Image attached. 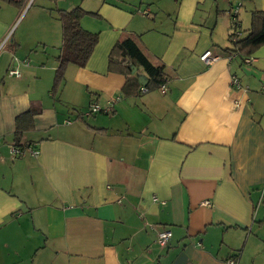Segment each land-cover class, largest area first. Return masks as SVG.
<instances>
[{
	"label": "crops",
	"instance_id": "crops-1",
	"mask_svg": "<svg viewBox=\"0 0 264 264\" xmlns=\"http://www.w3.org/2000/svg\"><path fill=\"white\" fill-rule=\"evenodd\" d=\"M28 1L0 0V44L11 36L0 48V264H257L264 45L248 62H229L227 48L231 6L242 2L243 37L264 0H172L160 26L152 7L144 15L133 1L81 0L76 6L95 14L80 26L98 42L84 67L67 66L54 97L55 11L74 6L44 0L30 14L32 0L12 32ZM124 33L165 64L164 90L121 93L125 78L107 62ZM208 49L212 65L199 60ZM93 103L101 110L89 113ZM32 105L41 111L20 144L39 152L12 156L15 117ZM163 229L171 231L166 247L155 240Z\"/></svg>",
	"mask_w": 264,
	"mask_h": 264
},
{
	"label": "trees",
	"instance_id": "trees-1",
	"mask_svg": "<svg viewBox=\"0 0 264 264\" xmlns=\"http://www.w3.org/2000/svg\"><path fill=\"white\" fill-rule=\"evenodd\" d=\"M6 1L16 4L17 7H19L22 2V0ZM232 6L229 11L230 19ZM55 12L56 18L61 24L62 42L58 51L59 54L55 57L57 64L52 78V85L49 90L53 97L56 96L62 85L67 66L69 64H74L79 67H84V64L89 60L98 42V33L90 32L80 26L82 17L95 13L85 11L80 6H74L67 10L56 9ZM238 19L239 17H237L236 23H240ZM249 19L250 24L249 28L245 31L247 32L245 36H241V32L243 31L240 24L239 34L234 40L232 39V21L231 32H229V41L231 45L227 50L231 53H236L243 59L244 57L247 58V56L258 48L259 45H264V11H251ZM109 51L107 62L108 70L124 76L125 81L120 88L124 96L139 94L141 92V87L145 88V90L158 88L170 79L165 69V64L159 61V59L158 61L151 60L145 53L138 35L129 33L122 34ZM139 77L146 80V85H142ZM40 111L41 108L39 105H32L29 110L15 117L13 147L20 150H24L28 147L26 144H20L22 135L25 130H28L32 126L33 116L39 114Z\"/></svg>",
	"mask_w": 264,
	"mask_h": 264
},
{
	"label": "built area",
	"instance_id": "built-area-1",
	"mask_svg": "<svg viewBox=\"0 0 264 264\" xmlns=\"http://www.w3.org/2000/svg\"><path fill=\"white\" fill-rule=\"evenodd\" d=\"M242 5V2L241 1H237L235 5L232 6V12H231V21H232V28H233V36H232V39L234 40L236 38V36L239 34L238 31H240V23H236V19L239 15V11H240V6ZM146 13V11L144 12ZM10 38V35H6L1 44H0V48L6 43V41H8ZM237 54L236 53H231V55H229V57H227L228 61H232L233 58L236 56ZM217 56H214L212 54V52L208 49V50H205L200 56H199V60L203 61L206 65H212L213 62L216 60ZM244 62H248L250 61V58H244L243 59ZM13 63H18V59L17 58H13ZM24 64L26 63L27 64V61H24L23 62ZM9 75L11 76H15V77H18L20 75V72L16 69V68H11L9 69L8 71ZM231 86H234V87H237L239 88L240 87V84H239V80L235 77L231 78V81L230 83ZM160 90H164L165 87L163 85H160ZM141 91H146L145 88H142L141 87ZM101 110V107L96 104V103H93L90 105L89 107V113H96L98 111ZM28 152L30 155H36L38 154V149L37 148H32L30 146L26 147L24 150H20L18 148H15V147H12L11 148V153H12V156H22L25 154V152ZM203 204H208V201H204ZM171 237V231L168 230V229H163L161 231H159L157 233V237H156V243L158 245H160L161 247H166V245L169 243V238ZM226 264H239L238 262H236L234 259H228L226 262Z\"/></svg>",
	"mask_w": 264,
	"mask_h": 264
},
{
	"label": "rangeland",
	"instance_id": "rangeland-1",
	"mask_svg": "<svg viewBox=\"0 0 264 264\" xmlns=\"http://www.w3.org/2000/svg\"><path fill=\"white\" fill-rule=\"evenodd\" d=\"M32 0H29L27 3H26V5H24L23 7H22V9H21V13H20V15H18L19 17H18V19L16 20V22H15V24H14V26H13V28H12V32H14V30H15V28L18 26V23L21 21V18L23 17L22 15H24L25 13H26V11H27V9H28V7H29V5H30V2H31ZM44 0H35V2H34V4H33V10H31L32 12H30V14H32V13H34V11H36V10H34V7H36V5L37 4H40V3H47V2H43ZM90 0H85V2L87 3V2H89ZM95 2L96 1H100V0H94ZM128 1H133V3L137 6V5H139V7H141L138 11H140V13L142 12L143 14H145L144 12V10L143 9H145L146 7H152L151 8V11L153 12V13H156L157 14V16H158V18H156V23H159V26L161 25V24H165V23H163V22H165L166 21V18L165 17H163V16H167V14H166V12L169 10V8H171L172 7V0H128ZM40 2V3H39ZM66 2L68 3V4H72V6H76V5H78V4H81L82 5V3H81V0H55V1H53L52 2V8H54L55 9V7L57 6L58 8H61L62 6H64L63 4H66ZM148 5V6H147ZM135 6H133V8H134ZM29 16V15H28ZM18 27H20V26H18ZM18 27H17V29H18ZM6 66H7V64H6ZM6 66L5 67H3L4 69H3V71L1 72V76H3V78H5L6 79V77H8L7 76V68H6ZM29 155V153L26 151L25 152V155H23V156H28ZM17 159V158H16ZM263 233H264V230H263ZM255 262H257V264H264V251L263 250H261V251H259L257 254H256V260H255Z\"/></svg>",
	"mask_w": 264,
	"mask_h": 264
},
{
	"label": "water",
	"instance_id": "water-1",
	"mask_svg": "<svg viewBox=\"0 0 264 264\" xmlns=\"http://www.w3.org/2000/svg\"><path fill=\"white\" fill-rule=\"evenodd\" d=\"M134 70H135V69H134ZM139 80H140V82L142 83V85H146L147 82H146V80H145L144 78H140V77H139Z\"/></svg>",
	"mask_w": 264,
	"mask_h": 264
}]
</instances>
